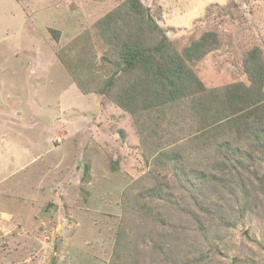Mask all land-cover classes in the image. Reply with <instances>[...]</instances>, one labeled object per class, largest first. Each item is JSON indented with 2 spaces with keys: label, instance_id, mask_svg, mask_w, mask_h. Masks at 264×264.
I'll list each match as a JSON object with an SVG mask.
<instances>
[{
  "label": "rangeland",
  "instance_id": "rangeland-1",
  "mask_svg": "<svg viewBox=\"0 0 264 264\" xmlns=\"http://www.w3.org/2000/svg\"><path fill=\"white\" fill-rule=\"evenodd\" d=\"M121 1L0 0V264H264V150L221 98L249 84V49L264 60V0H141L179 51L219 38L192 64L197 105L141 119L56 55L78 39L72 61L106 75L96 22ZM223 141L237 150L219 166ZM159 184L169 193L147 195Z\"/></svg>",
  "mask_w": 264,
  "mask_h": 264
},
{
  "label": "trees",
  "instance_id": "trees-1",
  "mask_svg": "<svg viewBox=\"0 0 264 264\" xmlns=\"http://www.w3.org/2000/svg\"><path fill=\"white\" fill-rule=\"evenodd\" d=\"M96 27L105 46L100 62L109 67L106 75L99 74L98 64L86 58L78 57V62L72 61V52L79 47L78 39L56 51L83 92H99L137 119L153 117L159 111L164 113L167 108L181 103L190 106L195 102L197 105L198 98L208 92L192 64L218 47L216 32H202L179 51L166 34L161 33L150 8L141 0H122L97 20ZM50 31L58 39V30ZM81 46L84 47L82 41ZM243 69L249 84L225 85L221 98L233 108L236 128L264 150V60L257 46L246 52ZM230 147L227 141L218 145L216 154L220 156L215 161L219 166L223 165V160L231 161L235 157L237 148ZM164 155L175 156L174 152ZM176 173L180 176L186 171L180 168ZM199 173L200 177L205 176L200 169ZM164 191L161 184L146 188L147 195L153 197L169 193Z\"/></svg>",
  "mask_w": 264,
  "mask_h": 264
},
{
  "label": "crops",
  "instance_id": "crops-1",
  "mask_svg": "<svg viewBox=\"0 0 264 264\" xmlns=\"http://www.w3.org/2000/svg\"><path fill=\"white\" fill-rule=\"evenodd\" d=\"M11 220H12V214L11 213L0 211V231L3 230V228L5 227L4 226L5 224L12 225Z\"/></svg>",
  "mask_w": 264,
  "mask_h": 264
}]
</instances>
